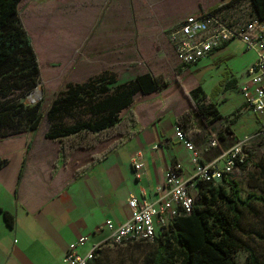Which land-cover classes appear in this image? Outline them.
I'll use <instances>...</instances> for the list:
<instances>
[{"label":"crops","instance_id":"1","mask_svg":"<svg viewBox=\"0 0 264 264\" xmlns=\"http://www.w3.org/2000/svg\"><path fill=\"white\" fill-rule=\"evenodd\" d=\"M146 1L153 7L151 0ZM107 2L99 0L76 60L77 49H74L64 70L67 81L82 84L110 71L124 82L151 72L169 85L134 96L139 131L133 137L118 143V136L95 148L77 150L66 163L59 159V143L46 138L47 127L0 140V158L7 160L0 169V264H64L70 247L85 236L88 241L77 249L84 255L109 237L108 230H99L106 220L120 224L131 217L128 200L140 195L141 189L145 190L146 199L158 208L166 199V192H157L156 188L164 185L168 169L179 167L185 181L195 176L192 154L176 136L175 119L192 108L183 89L190 92L201 87L208 93L204 75L200 74L199 80L188 81L183 76L190 77L193 66H201L205 71L215 67L229 43L188 67L180 65L175 55L161 63L147 62L138 71L133 65L136 43L139 50H156L158 35L173 29L187 16L214 5L204 7L199 3L194 8H176L165 13L155 10L150 15L139 12L138 2L142 0ZM36 6L38 10L40 6ZM48 11L56 13L58 9L51 7ZM197 71L202 73L200 68ZM212 95L222 118L209 127L199 124V134L190 141L201 152L203 164H215L222 169L226 162L223 154L243 141L239 138L238 125L252 119L256 132L259 119L249 108L237 80L228 73ZM213 136L218 137L219 145L204 152ZM137 153L142 155L143 163L139 182L131 165V158ZM97 156L102 157L95 160ZM193 189L197 192L196 185ZM4 213L13 217L12 226L7 224Z\"/></svg>","mask_w":264,"mask_h":264},{"label":"trees","instance_id":"2","mask_svg":"<svg viewBox=\"0 0 264 264\" xmlns=\"http://www.w3.org/2000/svg\"><path fill=\"white\" fill-rule=\"evenodd\" d=\"M21 1L0 0V140L36 132L46 122L45 136L59 143V159L66 163L77 150L95 148L118 136V143L133 137L139 131L134 96L162 90L169 84L151 72L121 82L115 73L105 71L82 84L68 82L65 77L46 108L43 99L30 103L26 96L42 77L38 54L21 18ZM242 1L245 0H222L209 11L226 10ZM259 20L264 22L261 17ZM183 91L192 108L177 117L175 123L190 141L199 134V124L209 127L222 117L213 102L214 95L205 94L201 87ZM16 92L22 100L12 97ZM81 106L88 118L74 116L75 109ZM67 117H73L74 122L65 123ZM19 126L24 129L9 135L4 132ZM247 162L248 159L238 167L245 170ZM6 164L7 160L0 158V169ZM254 168L251 178L258 172L264 176L262 160ZM196 188L191 213H181L167 227L157 228L154 242L149 243L154 249L147 253L143 264H238L234 255L241 250L250 252L249 264H262L240 233L254 205H264V196H244L239 183L226 175L220 181H197ZM252 188L264 189L260 184ZM4 216L12 226L13 217L9 213ZM96 262L97 259L89 264Z\"/></svg>","mask_w":264,"mask_h":264},{"label":"rangeland","instance_id":"3","mask_svg":"<svg viewBox=\"0 0 264 264\" xmlns=\"http://www.w3.org/2000/svg\"><path fill=\"white\" fill-rule=\"evenodd\" d=\"M167 1L151 0L153 3V7H151L146 0H142V2H138L139 12L141 14L149 13L153 15L155 10L158 13H165L176 8H194L199 3H202L205 7L206 5H216L221 2V0ZM98 4L99 0L21 1L19 5L21 18L37 51L42 77L39 85L31 93L27 94L26 99L28 101L29 96L32 99L41 96V99L44 100V108L51 102L61 82L68 76L67 73L64 74V70L69 64L71 55L74 54V49H77L74 57L75 60L79 58L80 49L78 47L87 36L88 26L94 20ZM36 5L40 6L39 9L43 8L47 9V11L41 12L39 9L37 10L38 7ZM51 7L55 10L58 9V11L56 13H53V11L49 12L48 10ZM222 11L227 19L234 22H246L254 18L259 19V17L264 19V0H245L234 7ZM150 21L153 22L154 20ZM176 27L178 25L173 29ZM173 29H169L166 33L157 36L158 44L155 40L156 44L154 45L158 46L156 50H139L138 43H136L135 63L133 65L135 71L144 69L147 66V62L152 63V61H156L157 63H161L167 57L168 59L174 58V51L169 43V34ZM144 46L148 48L146 43ZM256 58L257 55L254 51L247 50L242 41L234 39L229 42L222 56L215 62V67L205 71L201 66H193L190 70L192 72L191 76H183V79L185 81H188L189 78L199 80L200 74L204 75L207 95H212L214 89L220 87L221 82L226 78V73H228L237 80L241 90L250 80L248 70L256 62ZM197 68H200L202 73L198 72ZM12 97L22 100L18 92ZM74 116L89 117L85 107L82 106L75 109ZM64 121L67 124L74 122L73 117H67ZM46 127L48 128V123L44 122L42 128ZM23 129L24 126L10 127L4 132L9 135ZM238 130L241 140L252 136L255 133L252 119H247V121L238 125ZM245 135L247 136L245 137ZM231 144L234 143L232 142ZM251 144L250 148H248L249 156L245 170L237 167L228 177L239 183L244 196L248 193L264 196V189L258 190L252 188L255 184H260L264 188V176L258 172L254 178H251V174L254 172V164L261 160L264 162V140ZM221 165L223 166L224 163H221ZM191 194L196 199L197 192L194 189H191ZM240 237L248 249L256 254L259 262L264 264V205H254L252 214H248L244 220ZM153 249L154 245L146 242H133L120 247H105L97 257L95 264H143L147 253ZM248 254H250L248 250H241L234 255V258L238 264H249Z\"/></svg>","mask_w":264,"mask_h":264},{"label":"built area","instance_id":"4","mask_svg":"<svg viewBox=\"0 0 264 264\" xmlns=\"http://www.w3.org/2000/svg\"><path fill=\"white\" fill-rule=\"evenodd\" d=\"M234 39L242 41L247 50L254 51L257 55L256 62L248 70L250 80L241 88V92L249 108L259 119L258 130L250 138L235 143L223 154L225 166L219 169L215 164H203L201 152L191 141H187L182 130L177 128L176 136L192 154L191 162L196 167L195 176L185 181L181 179L179 167L168 169L164 185L156 188L157 192H166V199L158 208L146 199V192L141 189L140 195L128 200L132 215L126 222L115 224L112 220H106L99 230H108L109 237L94 245L86 254L80 255L77 252L78 247L88 241V237H81L66 253L64 264H89L97 259L105 247H120L133 242H154L157 228L167 227L170 221L181 213H191L194 203L191 189L197 181H220L223 176L232 174L235 168L246 163L250 143L264 140V22L258 18L234 22L227 19L223 11L206 10L187 16L169 34V43L175 58L184 67L197 64ZM218 145V137L213 136L203 151L208 152ZM131 165L135 179L139 182L143 167L140 153L132 156Z\"/></svg>","mask_w":264,"mask_h":264},{"label":"water","instance_id":"5","mask_svg":"<svg viewBox=\"0 0 264 264\" xmlns=\"http://www.w3.org/2000/svg\"><path fill=\"white\" fill-rule=\"evenodd\" d=\"M37 91V90H36ZM35 91V92H36ZM34 95H35V93H34ZM40 95H41V92H40ZM39 100H41V96H39V97H37V98H34V99H32V97H30L29 96V102L30 103H35L36 101H39Z\"/></svg>","mask_w":264,"mask_h":264}]
</instances>
